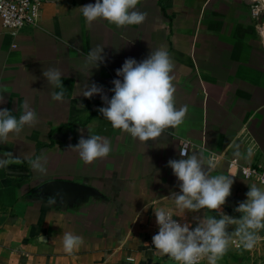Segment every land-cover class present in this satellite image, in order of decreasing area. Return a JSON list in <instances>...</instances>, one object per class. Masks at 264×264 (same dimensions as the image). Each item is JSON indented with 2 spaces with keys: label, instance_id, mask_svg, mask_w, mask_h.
I'll return each mask as SVG.
<instances>
[{
  "label": "crops",
  "instance_id": "crops-1",
  "mask_svg": "<svg viewBox=\"0 0 264 264\" xmlns=\"http://www.w3.org/2000/svg\"><path fill=\"white\" fill-rule=\"evenodd\" d=\"M252 1L140 0L137 9L147 13L145 22L121 28L106 20L86 23L80 7L95 0H49L38 25L16 34L0 19V108L19 118L27 103L39 120L0 143V157L7 151L23 160L9 165L11 175L0 169V264H163L168 258L148 246L157 227L153 208L174 211L173 201L164 197L180 193V182L167 162L181 158L184 139L190 141L189 154L201 152L218 162L212 175H235L222 211L242 215L235 208L255 181L228 163L238 158L264 168V41ZM97 46L104 47L105 60L91 69L86 58ZM161 47L175 64V106L186 105L188 111L183 124L144 143L104 119L100 95L81 94L94 82L110 99L112 81L123 79L116 70L125 59L139 62ZM49 68L63 73V101L52 99L60 89L43 76ZM81 128L85 138L90 133L111 142L107 158L85 164L69 148ZM41 154L44 173L28 163ZM53 179L86 183L100 193L59 201L34 192ZM146 203L153 208L145 210ZM204 214L219 218L205 209L178 217L195 227L194 217ZM234 230L235 225L228 229ZM65 232L84 241L72 254L63 248ZM259 241L244 250L233 234L217 264H264V236ZM199 264H208L207 258Z\"/></svg>",
  "mask_w": 264,
  "mask_h": 264
},
{
  "label": "clouds",
  "instance_id": "clouds-1",
  "mask_svg": "<svg viewBox=\"0 0 264 264\" xmlns=\"http://www.w3.org/2000/svg\"><path fill=\"white\" fill-rule=\"evenodd\" d=\"M140 0H95L80 7L86 23L90 26L98 20H106L116 27H127L143 24L147 18L146 12L137 9ZM104 47L97 46L88 53L86 63L92 68H98L105 57L102 55ZM175 64L172 56L161 47L151 50L147 58L137 61L134 58L125 59L121 68L116 70V76L123 79H114V87L110 89L114 95L109 97L104 93L102 85L96 83L83 86L82 94L91 99L100 95L106 106L98 111L104 119L108 120L114 129L130 134L133 139L147 143L157 140L169 127L177 128L184 123L187 115V106H175L176 87L172 75ZM63 73L56 68L43 70L47 82L60 91L52 93V99L63 101L64 85L61 81ZM4 103V96L0 94V104ZM39 122L35 109L27 103L24 104L23 113L17 118L7 108H0V143H7L10 134L19 135L23 129L34 127ZM75 145L69 148L76 151L85 164L104 159L112 151L111 142L100 135L84 136V129ZM89 132V129H88ZM253 150H248L251 156ZM180 159H169L167 166L180 182V193L172 192L167 198L174 203V211L169 212L164 208L154 209L150 203L145 204V210L151 205L154 210L158 233L152 236L154 249L161 255L167 256L173 264H199L205 257L208 264H217L229 250L233 234L239 238L240 246L251 251L257 245L264 230V187L258 183H251L246 193L247 199L240 202L235 208L242 215L239 218L229 216L222 211V206L231 195L234 183L232 174L212 175L218 162L205 159L201 152L189 154V143L180 140ZM28 159V158H25ZM44 157L28 159L34 170L46 172L41 164ZM13 162L22 163L20 157H14L11 152H4L0 157V169L9 171ZM264 183V177L259 178ZM55 203V199H50ZM201 209L215 211L217 216L204 214L196 216V226L193 228L188 222L181 223L173 216L182 219L187 212H198ZM235 225V230L229 232L230 226ZM41 242L46 239L41 235ZM84 243L83 238L71 232L63 235V248L67 254H72L75 249Z\"/></svg>",
  "mask_w": 264,
  "mask_h": 264
},
{
  "label": "built area",
  "instance_id": "built-area-1",
  "mask_svg": "<svg viewBox=\"0 0 264 264\" xmlns=\"http://www.w3.org/2000/svg\"><path fill=\"white\" fill-rule=\"evenodd\" d=\"M48 1L49 0H0V19L2 22V26L12 34H16L20 29L24 27L37 26L44 5ZM251 13L253 17L258 21V25L261 26V34L264 41V5H262L258 0H253L251 3ZM183 141L189 143L190 152V141L187 139H184ZM228 166L229 168H236L237 172H239L247 180H252L260 183L259 178L264 177L263 167L257 165L241 164L238 158L230 159ZM260 184L264 186V183ZM173 219L183 223L178 216L174 215ZM158 230L159 229L157 225L153 235L157 234ZM152 236H150V238L148 239V246L150 249L155 250L154 245L152 244ZM164 257L168 258L167 256Z\"/></svg>",
  "mask_w": 264,
  "mask_h": 264
},
{
  "label": "water",
  "instance_id": "water-1",
  "mask_svg": "<svg viewBox=\"0 0 264 264\" xmlns=\"http://www.w3.org/2000/svg\"><path fill=\"white\" fill-rule=\"evenodd\" d=\"M34 192H41L48 197H54L59 201H69L79 197L99 194L95 187L82 182L72 180L53 179L49 180L37 188ZM261 236H264V230H261ZM163 264H173L166 260Z\"/></svg>",
  "mask_w": 264,
  "mask_h": 264
},
{
  "label": "rangeland",
  "instance_id": "rangeland-1",
  "mask_svg": "<svg viewBox=\"0 0 264 264\" xmlns=\"http://www.w3.org/2000/svg\"><path fill=\"white\" fill-rule=\"evenodd\" d=\"M262 5H264V0H258ZM257 23H258V21H257ZM260 242V241H259ZM258 242V243H259Z\"/></svg>",
  "mask_w": 264,
  "mask_h": 264
}]
</instances>
